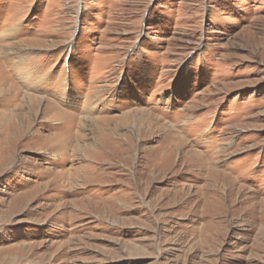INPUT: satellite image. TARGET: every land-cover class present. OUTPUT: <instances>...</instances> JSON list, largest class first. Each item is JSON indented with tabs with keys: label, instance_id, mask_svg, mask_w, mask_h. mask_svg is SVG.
<instances>
[{
	"label": "rangeland",
	"instance_id": "obj_1",
	"mask_svg": "<svg viewBox=\"0 0 264 264\" xmlns=\"http://www.w3.org/2000/svg\"><path fill=\"white\" fill-rule=\"evenodd\" d=\"M0 264H264V0H0Z\"/></svg>",
	"mask_w": 264,
	"mask_h": 264
}]
</instances>
